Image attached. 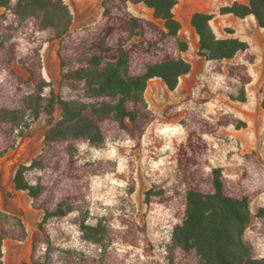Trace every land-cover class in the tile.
<instances>
[{
	"label": "trees",
	"instance_id": "16d2710c",
	"mask_svg": "<svg viewBox=\"0 0 264 264\" xmlns=\"http://www.w3.org/2000/svg\"><path fill=\"white\" fill-rule=\"evenodd\" d=\"M103 13L96 25L73 29V14L65 0H0V158L27 137L32 124L46 117L43 148L30 165H19L13 176L17 191H24L34 209L43 212L34 231L33 243L50 239L44 225L54 217L82 210L92 192V180L113 172L107 161H84V147L101 148L119 139L138 144L154 115L145 100L148 81L160 79L168 90L177 88L182 76L191 71L183 57L188 43L179 36L181 24L174 8L177 0H102ZM130 4H143L153 11V20L135 16ZM220 14L238 18L252 15L264 28V0L247 4L232 2ZM213 14L195 12L190 24L198 36V55L217 63L244 52L243 62L226 64V72L244 86L251 82L247 64L255 55L247 53V42L219 38L211 27ZM57 42L59 61L57 87L43 75L44 44ZM29 86L30 91H25ZM49 94L45 95V90ZM58 110V118L55 116ZM178 114L177 107L165 108L163 116ZM237 129L246 123L226 114L216 121L197 112L186 114L182 126L185 141L176 156L185 193L173 197L163 189H150L146 204L172 217L166 247L167 264H264L251 254L244 234L251 222L250 200L264 191V179L252 170L242 181L225 176L219 168H208L206 136L220 126ZM38 169L35 184L26 173ZM129 212L115 222H83L85 239L99 244L98 258L68 255L69 264H126L113 244L138 247L146 231ZM256 218L264 237V208ZM27 228L19 215L0 210V264L4 240L23 242ZM108 245H107V244ZM44 262L47 264L48 253Z\"/></svg>",
	"mask_w": 264,
	"mask_h": 264
},
{
	"label": "rangeland",
	"instance_id": "374dc122",
	"mask_svg": "<svg viewBox=\"0 0 264 264\" xmlns=\"http://www.w3.org/2000/svg\"><path fill=\"white\" fill-rule=\"evenodd\" d=\"M174 8L176 20L181 24L179 36L188 43L183 57L190 63L189 74L180 78L177 88L167 89L164 83L153 78L148 81L145 100L154 115L138 144L119 138L104 147H84L80 157L84 161H107L115 165L113 172L102 173L92 180V192L88 203L80 211L63 217H54L44 225L43 234L50 239V249L44 241L33 243V233L43 218L41 210L34 209L24 191L14 189L13 176L21 164L30 165L43 148L46 117L32 124L27 137L6 156L0 158V210L19 215L28 237L23 242L7 240L3 245L5 264H69L68 255L98 258L102 247L83 236L81 224L115 222L129 212L146 231V239L138 247L113 244L126 264H167L166 247L170 239L172 217L160 210H151L146 204L147 192L163 189L176 197L185 193V184L178 172L176 156L185 141L182 122L189 112H197L216 121L230 114L246 123L237 129L233 125L220 126L207 135L208 168H219L222 173L238 181L245 179L252 170L264 179V28L257 26L252 16L233 17L225 20L217 17L212 27L218 37H237L247 42V53L255 55V63L247 64L251 82L244 86L245 101H239L242 84L226 72V64L242 63L244 52L238 53L218 68L217 63L198 55V37L190 24L195 12L207 11L208 0H177ZM219 1L231 0H212ZM102 0H65L73 14V29L94 26L101 19ZM129 10L138 17L153 20V11L143 4H130ZM232 18V17H231ZM57 42L46 43L42 49L43 75L57 87L59 61L56 56ZM25 91H30L26 86ZM49 89L45 90V95ZM176 106L178 114L163 116L168 106ZM55 116L58 118V110ZM40 171L29 170L26 179L35 184ZM259 208H264V191L250 200L251 222L244 238L256 259L264 258V237L256 218ZM107 244V243H106ZM108 245V244H107Z\"/></svg>",
	"mask_w": 264,
	"mask_h": 264
},
{
	"label": "crops",
	"instance_id": "0c3cea01",
	"mask_svg": "<svg viewBox=\"0 0 264 264\" xmlns=\"http://www.w3.org/2000/svg\"><path fill=\"white\" fill-rule=\"evenodd\" d=\"M239 2V3H242V4H247L249 0H231V1H219L218 3L216 2H213L212 0H208L206 2V6H207V11H202V12H205V13H209V14H213V19L211 20L210 24H211V27H212V22L217 18V17H221L222 19H225V20H232L233 17H235L234 15L232 14H226V15H221L220 14V8L222 6H226V5H229L231 4L232 2ZM4 11V9L2 7H0V14ZM249 16H252V15H249ZM247 16V17H249ZM232 17V18H231ZM253 17V16H252ZM238 18V17H237ZM254 18V17H253ZM255 20V19H254ZM213 29V27H212ZM214 31V29H213ZM215 33V31H214ZM216 34V33H215ZM217 35V34H216ZM198 37V36H197ZM219 38H225V37H219ZM228 38V37H226ZM229 38H232V37H229ZM237 38V37H235ZM43 69H44V66H43ZM47 80V79H46ZM15 189V188H14ZM16 190V189H15ZM7 241V240H4V242ZM11 241H14V240H11ZM4 245V244H3Z\"/></svg>",
	"mask_w": 264,
	"mask_h": 264
}]
</instances>
